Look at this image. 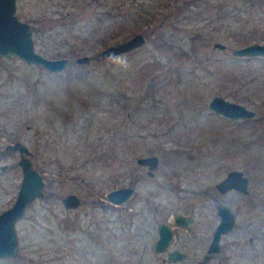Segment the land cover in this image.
Listing matches in <instances>:
<instances>
[{"label": "rangeland", "instance_id": "rangeland-1", "mask_svg": "<svg viewBox=\"0 0 264 264\" xmlns=\"http://www.w3.org/2000/svg\"><path fill=\"white\" fill-rule=\"evenodd\" d=\"M15 13L29 22L38 51L67 62L49 70L0 55V210L21 177L7 142H24L44 179V194L15 220L17 253L0 264L189 263L195 255L160 259L155 221L194 199L187 190L209 200L199 189L229 167L247 175L253 200L237 203L239 226L253 219L251 227L230 235L246 242L252 230L256 238L207 264L264 263V53L231 52L264 42V0H15ZM135 31L145 35L137 47L97 56ZM82 54L88 58L77 61ZM214 93L254 113L224 116L207 105ZM147 153L158 155L151 175L135 161ZM125 183L133 185L127 200L105 197ZM68 191L77 205H63Z\"/></svg>", "mask_w": 264, "mask_h": 264}, {"label": "water", "instance_id": "water-1", "mask_svg": "<svg viewBox=\"0 0 264 264\" xmlns=\"http://www.w3.org/2000/svg\"><path fill=\"white\" fill-rule=\"evenodd\" d=\"M145 40V35L141 31H135L129 36L117 41L108 43L97 51V56L101 59L112 58L122 52L137 47ZM213 46L224 47L225 43L219 40L212 42ZM231 52L236 55L261 54L264 53V42L250 41L242 45L234 46ZM16 54L23 60L30 63H37L49 70H56L63 67L67 58L65 56H47L34 47L29 22L21 19L15 13V0H0V55ZM87 54L78 55L77 61L86 60ZM207 105L214 111L230 117H247L254 113V109L245 105L243 102L224 97L220 93L212 94L207 100ZM7 147L18 151L16 159L21 169V177L13 201L0 210V257L15 255L18 251V236L15 229V220L22 215L25 205L33 198L44 194V179L42 172L32 164L28 157L30 153L27 145L19 139L6 143ZM135 161L147 167V173H153V168L157 165L158 155L155 153L140 154L135 156ZM2 169L6 163L0 165ZM235 185L240 190L246 192L247 175L238 167L229 168L225 174L215 182V186L225 189L228 186ZM133 192L132 184H119L110 187L104 191L107 197L113 203H120L127 200ZM65 206H75L80 202L78 194L74 191H68L61 197ZM217 211L220 219L217 222L208 250H217L219 248L218 238L222 231L229 228L233 222V214L220 203L217 205ZM178 220V217L176 216ZM158 237L156 247L163 248L170 236V230L163 228L158 224ZM181 251L172 249L169 251V258H180ZM206 254L204 258H207Z\"/></svg>", "mask_w": 264, "mask_h": 264}, {"label": "flooded vegetation", "instance_id": "flooded-vegetation-1", "mask_svg": "<svg viewBox=\"0 0 264 264\" xmlns=\"http://www.w3.org/2000/svg\"><path fill=\"white\" fill-rule=\"evenodd\" d=\"M228 169H226V171ZM194 190L195 189L187 190V196H190L189 192L192 191V197L194 199L188 202L184 201L185 205L183 206L177 203L176 207L170 209L163 218L155 221L156 235L152 240V248L157 252H161L160 259L167 262H174L188 259L191 255H195L193 258H189V263L186 264H207L213 258L220 261L226 258L228 254L227 247L234 242L239 251H243L248 246H253V240L256 238V235L252 230L246 232V242L235 237L233 238L230 235L239 226L237 221V203L239 199L241 204L252 205L253 200L249 188L246 192L240 190L235 185L220 189L217 188L214 183L211 188L199 189V192H202L204 197L207 195L209 200L200 199L199 197L202 195L199 193L195 194L196 191ZM206 202L207 204L209 203L208 207L210 211L206 208ZM220 203L225 204L230 212H232L233 222L229 228L220 233L218 238L219 248L209 251L208 247L212 239L213 230L220 219V215L217 211V205ZM152 211H158L156 204L152 205ZM252 222L253 219H247L240 223V231L244 232L247 228L251 227ZM159 223L162 224L163 228H168V230H170L169 239L163 248H157L155 245L159 233ZM172 249L181 251V257L169 258V251ZM206 254H209V256L204 258Z\"/></svg>", "mask_w": 264, "mask_h": 264}]
</instances>
